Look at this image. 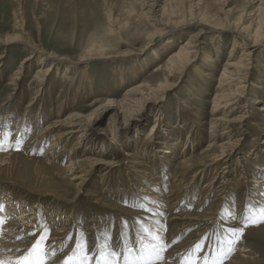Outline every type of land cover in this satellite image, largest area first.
I'll return each instance as SVG.
<instances>
[{
    "label": "rangeland",
    "instance_id": "1",
    "mask_svg": "<svg viewBox=\"0 0 264 264\" xmlns=\"http://www.w3.org/2000/svg\"><path fill=\"white\" fill-rule=\"evenodd\" d=\"M10 36L21 39L0 46V154L10 155L9 165L0 162V198L12 197L18 210L32 214L31 230L20 236L24 246L46 224L49 264H61L77 235L91 248L105 242L106 230L114 246L147 243L144 230H159L169 245L164 258L171 252L169 261L180 264L198 242L240 227L223 264L245 250L248 264H264V221L244 227L242 219L264 206L251 200L261 191L240 179L264 178V0H0V40ZM188 39L196 56L185 70L171 71L170 55ZM29 46L40 55L15 79ZM229 62L242 69L223 81ZM38 67L48 74L39 96ZM72 116L82 132L51 149L55 130L40 133ZM214 156L222 167L211 163ZM71 162L83 180L69 179L64 168ZM152 177V190L169 197L159 229L147 223ZM35 187L62 201L25 190ZM216 208L220 219L208 227L180 231L183 225L170 220L214 216ZM18 210L6 215L20 217ZM2 213L0 239L11 220ZM58 230L62 239L52 242Z\"/></svg>",
    "mask_w": 264,
    "mask_h": 264
},
{
    "label": "bare ground",
    "instance_id": "2",
    "mask_svg": "<svg viewBox=\"0 0 264 264\" xmlns=\"http://www.w3.org/2000/svg\"><path fill=\"white\" fill-rule=\"evenodd\" d=\"M21 27V26H20ZM19 27V28H20ZM193 37V36H192ZM21 38H19L18 36H15V37H6L5 39L3 40H0V46H9V45H12L13 43H18L20 42ZM256 43H257V40L255 41L254 45H251V47H255L256 46ZM193 42H192V39H188L186 40L185 42L181 43L178 47V51L175 52L174 54L170 55L168 61H169V66H170V69L171 71H181V70H185L186 67L188 65H190L192 63V58L194 56H196V51H192L193 47L192 46ZM93 46V45H92ZM90 46L89 49H87L86 51V54L87 55H91V51L93 49V47ZM99 47V50L101 51V46H98ZM257 47V46H256ZM29 51L27 56L25 58H23L21 61V65H20V69L16 72L15 76L16 78L15 79H19V76L21 74H23V68L25 67L26 64H28L30 62V60L34 57V56H37V55H40V52L37 51V49L35 50L33 47H30L29 46V49L27 50ZM99 52V51H98ZM95 53V52H94ZM247 53V52H246ZM193 56V57H192ZM46 59H52V57L50 56H46L45 57ZM1 61V59H0ZM41 61H44L43 58L41 59ZM42 65V64H40ZM231 71L228 72V69ZM240 68L242 69V64L239 62V63H232V62H229L227 65H226V70H223L224 73L222 75V77H220L221 79L224 80H227V77H226V74H229L231 76L233 75H237ZM48 70L50 68H47ZM47 70L44 71V69L42 70L41 67H38L37 71H36V74L34 76V83L35 84L34 86H36V90L35 91L36 93L38 94H34V95H37L39 96L41 93H43L44 91V84H46V76L48 75ZM169 71V70H168ZM196 73L197 75L199 76V73L201 72H198V68L196 69ZM221 80V82H223ZM228 81V80H227ZM220 82V83H221ZM223 85V84H222ZM32 87V86H31ZM137 88V87H136ZM133 89V88H132ZM26 89L24 88H21V92L22 91H25ZM135 93L134 91H130L129 94H133ZM137 93V92H136ZM225 94V93H224ZM42 95V94H41ZM77 98V96H75ZM217 97V96H216ZM230 96L229 95H226L223 97V99L225 98H229ZM106 99V98H105ZM217 99V98H216ZM230 99V98H229ZM34 100V99H33ZM131 100V99H130ZM218 100V99H217ZM217 100H215V103L217 102ZM75 101V100H74ZM65 101H63L60 106L58 107V110H57V115H61L62 112L64 113V107H61ZM70 103V102H69ZM67 106V105H66ZM226 106V105H225ZM68 109V108H67ZM190 110V108H189ZM263 110V109H261ZM189 111H187L188 113ZM34 124V123H33ZM48 125V124H47ZM196 130H198L197 127H195ZM201 129V128H200ZM50 130H55L56 134L54 135V138L52 139L53 140V143H51L50 145V148L51 149H56L57 148V143L63 139H68L72 136H74L76 133L78 132H82V128H81V125L78 123V119L76 117H70L69 119H67V121L61 123L60 121H56L54 122V124H51L47 127L44 128V130L40 133V135H45L47 133V131ZM176 138V137H175ZM35 139V138H34ZM153 139V137L151 138ZM38 140V138H37ZM182 141V140H181ZM150 142V140H149ZM39 144V143H38ZM37 144V145H38ZM73 149H76V148H73ZM72 149V150H73ZM260 149V148H259ZM76 151V150H75ZM50 152V151H49ZM76 153V152H75ZM167 153V152H166ZM48 154V153H47ZM131 155V154H130ZM10 155L9 154H0V162L2 163H5L6 161H8V165L10 164V161L8 160V157ZM130 158V156H128ZM133 158H136L137 156L135 155H132ZM59 159V158H58ZM72 159V158H71ZM70 159V160H71ZM86 161V160H85ZM88 161V160H87ZM92 161V160H91ZM90 161V162H91ZM211 163L212 164H218L216 165V167L218 166L219 167H222V165L220 164L221 162V158L220 157H217V156H214L211 158ZM79 163L81 162H84V160H81V161H78ZM220 162V163H219ZM92 166L93 165H97L98 163H101L99 161H92L91 162ZM183 165H185L186 163L183 162ZM54 164V163H53ZM71 165L70 166H67L64 168V170L67 172L68 177L69 179H71L72 181H76V180H83L82 177H78L76 175V172L72 170V167L76 164L75 162H71L70 163ZM137 164V163H136ZM145 164V163H144ZM73 165V166H72ZM187 165V164H186ZM217 168V169H218ZM259 168V167H258ZM0 169H1V166H0ZM262 171L261 168H259ZM225 170V168L223 169ZM184 171V170H183ZM181 171V172H183ZM186 171V170H185ZM255 172V171H254ZM226 172H224L225 174ZM200 174V173H199ZM217 175V170H216V173ZM184 174L182 173V175H180V183L181 184V180L182 178L184 177L183 176ZM154 176V175H153ZM264 176V175H263ZM248 178V179H246ZM241 182H242V185L244 186H248L246 185L247 183H250L252 184L251 186V189H259L261 191V193H264V178H259V179H250L246 173H244L243 175H241ZM226 181V180H225ZM157 182V178L155 177H152L149 181H147V183L149 184V186L146 188V192H148L147 197H150L152 199V203L151 204H154V205H151L150 208L153 209V212L154 214H149L148 216V222L151 226L153 225L154 228L158 227L159 229V226L161 225L160 221L162 220V216L163 214L166 212H163V211H160V206L163 205L167 200V198L169 197H166L164 195H160V193H156L152 190V188L155 185V183ZM160 182V180H159ZM178 182V180L176 181ZM197 182V180L195 181ZM213 184V183H212ZM79 185V184H78ZM189 185V184H188ZM210 183L204 187V190L207 191L208 190V187H210ZM13 186H16V185H13ZM195 186V185H194ZM158 187V186H157ZM16 188H19V187H16ZM23 188V187H22ZM25 190L31 194H34L36 196H39V197H42V198H48V197H53V201H55L56 203H60L62 201V199L59 197V196H52L48 193H45V192H42L41 190H37V188L35 187L34 189H29V188H25ZM189 191V190H188ZM172 192V191H171ZM191 193V192H190ZM189 193V196L188 198L190 199L192 197V194ZM252 195V194H251ZM136 196V195H135ZM218 196V195H217ZM250 197V195H248ZM166 199V201H165ZM174 199V198H173ZM188 199V200H189ZM41 200V199H40ZM251 200L254 202V203H259L260 205H264V195H261V194H258V195H253V198H251ZM14 201V203H13ZM17 201V200H16ZM16 201L15 199H12V197H6V198H0V203H6L5 205H3L4 207V211L2 214H4L5 216H8V217H5L6 220H9V223L8 224V230H6L5 232L2 233L1 235V239H0V259H3V260H14L17 258L18 255H20V253H18L16 251V249H21V250H26L28 248H30V244H27L24 246V242L25 241H20V240H17L16 238L17 237H20L21 235H23L24 233H28L32 227V221L33 219L31 220H28L27 219L32 215L31 213H28V212H25L24 211H21L20 209V212L18 213L20 215L17 216L15 215L12 216V215H6V214H9V213H16L18 208L15 207L14 204H16ZM148 201V200H147ZM171 202H173L172 200H170ZM170 202V203H171ZM167 203V202H166ZM10 206V207H9ZM9 207V208H8ZM218 207V206H217ZM167 208V207H166ZM249 208V207H248ZM256 208V207H255ZM33 209V208H32ZM168 209V208H167ZM217 209L215 210V213H214V216H210V217H202V218H199V217H193V216H184V217H174L172 219H170L171 221H176V222H179L183 225L182 228H180L179 230H183V229H186L188 227H198L200 226L201 224H203L204 226L208 227L209 225H211L212 223L218 221V219H220L218 216H217ZM18 210V211H19ZM169 210V209H168ZM245 212V211H244ZM33 213V212H32ZM250 213V212H249ZM3 215V216H4ZM141 215V214H140ZM144 215V214H143ZM19 218H17V217ZM32 217V216H31ZM136 217V216H135ZM14 218V219H13ZM239 218V217H238ZM217 219V220H216ZM216 220V221H215ZM214 221V222H213ZM25 224V225H24ZM237 224V223H236ZM24 225V226H22ZM225 225V223H224ZM222 226V225H221ZM34 227V225H33ZM36 227V226H35ZM67 227V226H66ZM215 227V226H214ZM261 227H264V224L261 226ZM225 228V227H224ZM62 229V228H61ZM178 229V228H177ZM214 229V228H213ZM63 230V229H62ZM249 231L250 230H255V228H250L248 229ZM163 231V230H162ZM86 232V231H85ZM213 232V231H212ZM62 232H60L59 230L57 232H55V234L53 235V238H52V242L53 240L55 241H58L60 239H62L61 237H58L61 235ZM160 234V233H159ZM58 235V236H57ZM161 235V234H160ZM140 236V235H139ZM26 237V236H25ZM36 237V236H35ZM147 238V237H146ZM22 240H25V239H22ZM31 240V239H30ZM26 243V242H25ZM88 244V243H87ZM53 245V244H52ZM60 243L57 242L55 243V246L56 247H59ZM183 246V245H182ZM51 247V246H50ZM178 247V246H177ZM55 248V247H54ZM180 248V247H178ZM242 252V251H241ZM244 254H240L236 257H234L233 259H231L229 262H227V264H248L250 262V258L249 256H246L245 254L249 253L248 250H245V252H243ZM170 254L171 252H168L166 253V256L164 258L163 261L160 262V264H173L172 262L169 261V257H170ZM172 257V256H171ZM181 260V259H180ZM54 263V262H53ZM52 263V264H53Z\"/></svg>",
    "mask_w": 264,
    "mask_h": 264
},
{
    "label": "snow or ice",
    "instance_id": "3",
    "mask_svg": "<svg viewBox=\"0 0 264 264\" xmlns=\"http://www.w3.org/2000/svg\"><path fill=\"white\" fill-rule=\"evenodd\" d=\"M3 143L0 142V151H3ZM17 150H19L17 148ZM264 195V193H261ZM4 211L0 205V213ZM259 217V219H257ZM243 226L254 222L264 221V206L252 213H245L242 217ZM3 221L0 220V224ZM149 236L146 243L138 240L134 245L122 244L120 241L113 245L112 238L107 235L105 242L97 243L89 248L82 235H77L71 252L62 260L61 264H160L164 260L163 253L169 245L160 236L159 230H144ZM50 234V229L46 224L41 225V235L26 250L16 249L20 255L14 260L0 259V264H49V246L46 241ZM243 234V228L229 227L224 230L214 241L205 243L203 240L195 244L186 253V258L180 260V264H223L224 259L230 254L234 245ZM35 235V231L29 233ZM22 240L23 237H17ZM72 240V235L67 237ZM66 246V245H65ZM201 253H205L201 256ZM52 255H55L53 251Z\"/></svg>",
    "mask_w": 264,
    "mask_h": 264
}]
</instances>
